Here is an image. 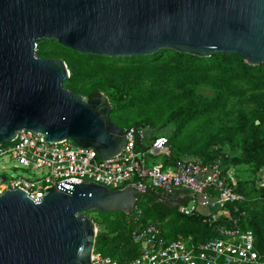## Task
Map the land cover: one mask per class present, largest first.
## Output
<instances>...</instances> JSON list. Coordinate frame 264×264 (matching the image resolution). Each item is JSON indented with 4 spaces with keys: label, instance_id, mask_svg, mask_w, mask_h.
<instances>
[{
    "label": "water",
    "instance_id": "obj_1",
    "mask_svg": "<svg viewBox=\"0 0 264 264\" xmlns=\"http://www.w3.org/2000/svg\"><path fill=\"white\" fill-rule=\"evenodd\" d=\"M54 40L83 55L148 57L173 50L198 58L236 55L264 63V0H0V145L25 130L45 143L70 140L102 160L117 156L127 130L109 119L103 94L63 87L62 59L38 58ZM140 193L82 182L45 189L39 203L19 189L0 194V264H91L97 227L84 213L133 211ZM169 208L180 198L162 193Z\"/></svg>",
    "mask_w": 264,
    "mask_h": 264
},
{
    "label": "trees",
    "instance_id": "obj_2",
    "mask_svg": "<svg viewBox=\"0 0 264 264\" xmlns=\"http://www.w3.org/2000/svg\"><path fill=\"white\" fill-rule=\"evenodd\" d=\"M36 56L64 61L69 77L63 87L73 94L105 95L111 104L109 119L119 128L170 127L168 133L148 137L151 145L156 138H166L169 155H160L164 168L194 159L204 165L219 162L224 170L233 169L238 179L242 173L251 175L239 180L236 189L246 201L227 205L226 213L236 216L234 207L246 211L241 228L252 231L255 248L264 255V186L257 182V173L264 169V63L251 66L236 55L198 58L173 50L148 57L108 58L79 54L54 40L39 42ZM200 86L209 87L213 97L197 94ZM223 121L230 124L222 125ZM150 144L144 135L135 136L137 152ZM161 194H139L129 214L97 212L98 218H91L98 227L94 252L120 262L134 258L138 248L131 240L136 227L132 215L137 216V224H159L166 239L183 236L202 243L218 236L205 217L179 213L189 196L169 208Z\"/></svg>",
    "mask_w": 264,
    "mask_h": 264
},
{
    "label": "built area",
    "instance_id": "obj_3",
    "mask_svg": "<svg viewBox=\"0 0 264 264\" xmlns=\"http://www.w3.org/2000/svg\"><path fill=\"white\" fill-rule=\"evenodd\" d=\"M136 135L143 138L142 131L127 129L122 151L102 160L93 149H81L70 140L45 143L39 133L19 131L12 142L0 145V160H12L16 164L14 170L21 168L28 175H0V194L19 189L39 203L45 189L58 187L64 181L76 185L93 182L111 190L131 187L140 194H178L180 201L189 196L187 205L179 206V213L205 217L215 225V239L202 243L183 236L166 239L159 224H137V216L132 215L130 221L136 227L131 240L138 248L136 256L120 262L93 250L91 264H264V255L255 248L252 231L241 228L246 211L234 207L236 216L226 213L227 205L246 201L236 191L238 178L234 170H224L219 162L204 165L194 159H184L175 167L147 166L143 159L145 151L135 150ZM147 152L168 156L166 138H156Z\"/></svg>",
    "mask_w": 264,
    "mask_h": 264
},
{
    "label": "rangeland",
    "instance_id": "obj_4",
    "mask_svg": "<svg viewBox=\"0 0 264 264\" xmlns=\"http://www.w3.org/2000/svg\"><path fill=\"white\" fill-rule=\"evenodd\" d=\"M50 48H52V45L49 46V49ZM196 93L201 94L202 96H204L206 98H212L213 97L212 90L207 86H200L197 89ZM231 107L232 106H229V108H231ZM227 122L224 123V121H223L222 125L223 124H225V125L230 124L229 122L228 123ZM170 129H171L170 127H169V129L166 128L164 130H160V128H155L153 130L143 129L142 134L145 137L146 144H150V140L148 137L156 136L158 134H164L166 132L168 133ZM150 146H151V144H150ZM15 165L16 164L12 160L7 159V158H3L2 160H0V175H3V174H5L6 176H16V175H24V176L26 175L27 176L28 175L21 168L14 170ZM246 175H247L246 173H242V176L239 177L240 178L239 180H241V179L245 180L247 178L248 179L252 178L251 175L250 176H246ZM257 179H258V181H257L258 185L264 186V169L261 170L259 173H257ZM239 180L237 179V181H239ZM88 217L95 219V218H98V214H97V212H88ZM97 229H98V227H97Z\"/></svg>",
    "mask_w": 264,
    "mask_h": 264
},
{
    "label": "crops",
    "instance_id": "obj_5",
    "mask_svg": "<svg viewBox=\"0 0 264 264\" xmlns=\"http://www.w3.org/2000/svg\"><path fill=\"white\" fill-rule=\"evenodd\" d=\"M144 162L147 166H153V165H161L162 164V159L160 158V155H151L150 153L147 152V150L144 152Z\"/></svg>",
    "mask_w": 264,
    "mask_h": 264
}]
</instances>
